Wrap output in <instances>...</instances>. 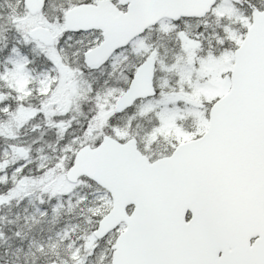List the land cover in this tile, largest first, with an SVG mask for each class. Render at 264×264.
<instances>
[{
	"label": "snow or ice",
	"instance_id": "6c2138e0",
	"mask_svg": "<svg viewBox=\"0 0 264 264\" xmlns=\"http://www.w3.org/2000/svg\"><path fill=\"white\" fill-rule=\"evenodd\" d=\"M0 264H264V0H0Z\"/></svg>",
	"mask_w": 264,
	"mask_h": 264
}]
</instances>
